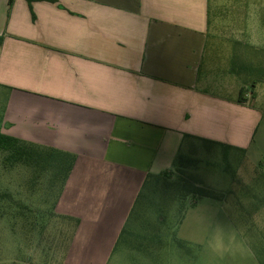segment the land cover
Here are the masks:
<instances>
[{"label":"crops","instance_id":"crops-1","mask_svg":"<svg viewBox=\"0 0 264 264\" xmlns=\"http://www.w3.org/2000/svg\"><path fill=\"white\" fill-rule=\"evenodd\" d=\"M9 3L0 0L2 133L76 156L55 207L80 221L63 264H111L147 180L186 136L264 160L259 97L239 104L241 88H202L210 0Z\"/></svg>","mask_w":264,"mask_h":264},{"label":"rangeland","instance_id":"rangeland-1","mask_svg":"<svg viewBox=\"0 0 264 264\" xmlns=\"http://www.w3.org/2000/svg\"><path fill=\"white\" fill-rule=\"evenodd\" d=\"M210 7L202 88L232 97L244 87L254 104L256 82V103L263 105L264 0H210ZM4 104L0 90V115ZM255 141L264 158V130ZM186 144L181 153L195 162L178 172L174 159L166 174L149 177L129 220L131 234L111 264H264V160L253 166L229 149ZM50 178L35 180L32 171L8 169L0 159V188L12 195L0 216V264H63L74 228L51 214L61 186ZM194 189H212L222 201L200 199Z\"/></svg>","mask_w":264,"mask_h":264},{"label":"trees","instance_id":"trees-1","mask_svg":"<svg viewBox=\"0 0 264 264\" xmlns=\"http://www.w3.org/2000/svg\"><path fill=\"white\" fill-rule=\"evenodd\" d=\"M29 2H32V0H28ZM14 0H10L9 5L12 6ZM1 41V39H0ZM233 74L240 76V73L234 69V71L232 72ZM257 88V83L254 82L252 84V93H251V98L254 99L255 98V90ZM245 89L244 87L241 88L240 90V94H239V98H238V103L239 104H247L249 99H247V97H245ZM3 114V113H2ZM0 159H1V164L8 168V169H15L19 166L24 167L30 171L33 172L34 175V179L36 180L37 178H41L44 175H49L51 176V178L49 179V181H51V184H60L61 186V190L59 192V195L55 201V203L53 204L52 207V213L54 216L68 221L70 223L73 224V236L71 238V241L74 237L75 231L78 228L80 221L77 219H73V218H69V217H63V216H59L56 214L55 212V207L57 204V201L63 191V188L73 170V167L75 165L76 162V156L64 151H60V150H56V149H51V148H47L44 146H40V145H36V144H32V143H28L25 141H21L19 139L4 135L2 133V128H3V115H0ZM186 143L189 144H202V145H211V146H218L219 144L217 143H213V142H209L206 140H202V139H196L190 136H186L185 137V142L183 143V146L181 147V150H179L176 158H175V166L177 171H184L186 170L188 167L185 166V163H191V162H195L191 159H187L185 156L182 155V148L185 146ZM187 145V144H186ZM221 146V145H220ZM166 174V173H164ZM191 194H197V196L200 199H211V200H216V201H222L221 199H219V196L214 192V190L209 189V191H204L201 189H194L193 191H191ZM190 194V193H189ZM142 195V191L137 199H140ZM12 201V195L6 191L1 190L0 188V216L5 215L6 212V204L10 203ZM137 202L135 204V207L133 209V212L131 214V216L134 213V210L136 208ZM9 207H11V205L8 204ZM15 216L17 215L14 214ZM130 216V218H131ZM129 218V220H130ZM128 225H129V221L126 225V227L124 228L116 246L114 249L113 254L118 250V248L120 247V245H122V243L124 244L125 238H127L126 236L130 235L131 233H129L128 231ZM190 245L189 243H185ZM65 259V258H64Z\"/></svg>","mask_w":264,"mask_h":264}]
</instances>
